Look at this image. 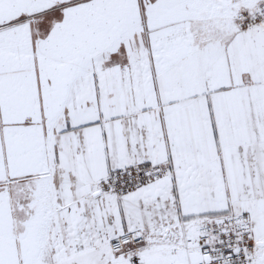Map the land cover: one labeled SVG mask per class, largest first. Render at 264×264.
<instances>
[{"label": "snow or ice", "instance_id": "snow-or-ice-1", "mask_svg": "<svg viewBox=\"0 0 264 264\" xmlns=\"http://www.w3.org/2000/svg\"><path fill=\"white\" fill-rule=\"evenodd\" d=\"M0 264H264V0H0Z\"/></svg>", "mask_w": 264, "mask_h": 264}]
</instances>
